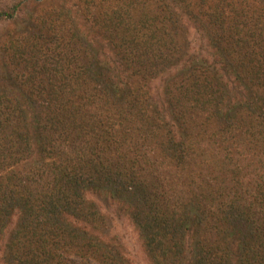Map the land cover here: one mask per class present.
I'll return each mask as SVG.
<instances>
[{"label": "trees", "instance_id": "1", "mask_svg": "<svg viewBox=\"0 0 264 264\" xmlns=\"http://www.w3.org/2000/svg\"><path fill=\"white\" fill-rule=\"evenodd\" d=\"M28 3L0 10H25L0 37L4 264H132L91 194L153 264H264V0Z\"/></svg>", "mask_w": 264, "mask_h": 264}, {"label": "rangeland", "instance_id": "2", "mask_svg": "<svg viewBox=\"0 0 264 264\" xmlns=\"http://www.w3.org/2000/svg\"><path fill=\"white\" fill-rule=\"evenodd\" d=\"M19 1L24 0H3L0 3V10H6L8 6H11ZM51 2L52 0H44V3H42L41 0H30V3L27 4V8L29 9V7H31L30 11L34 10L35 12H39L46 8H51L53 4ZM24 17L25 10L20 13V16L16 17L12 21H1L0 37L13 32L15 27L20 25V19ZM189 30L194 51L197 53L204 52L205 55L207 54L208 58L213 59V52L208 48L206 42L201 39L195 30H192V28ZM164 76H160L152 82L151 89L154 93H161ZM230 89L231 94H234V96L238 99L243 97L241 94L242 92H240L237 88L233 90L231 86ZM89 197L96 201L105 220V226L98 232L102 239L110 243L117 244L132 264H153L146 252L139 230L131 220L127 208L120 202L113 200L106 195L91 194ZM0 264H4L3 253L1 251Z\"/></svg>", "mask_w": 264, "mask_h": 264}]
</instances>
